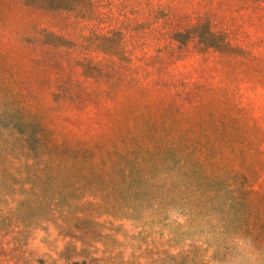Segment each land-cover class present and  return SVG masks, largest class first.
<instances>
[{"label":"rangeland","instance_id":"374dc122","mask_svg":"<svg viewBox=\"0 0 264 264\" xmlns=\"http://www.w3.org/2000/svg\"><path fill=\"white\" fill-rule=\"evenodd\" d=\"M51 4L0 0V264H264V0Z\"/></svg>","mask_w":264,"mask_h":264},{"label":"trees","instance_id":"16d2710c","mask_svg":"<svg viewBox=\"0 0 264 264\" xmlns=\"http://www.w3.org/2000/svg\"><path fill=\"white\" fill-rule=\"evenodd\" d=\"M29 3H38L39 5H46V4H51L55 3L57 4V7L63 8L68 11H74L76 15L84 16V17H91L94 15V11L92 9L93 5V0H26ZM62 4L63 6H61ZM52 5V4H51ZM206 34H212L210 32ZM206 34L204 35H199V43L204 45L205 47H209L212 45V40L207 36ZM224 39L221 36V39L218 40L219 47L224 45Z\"/></svg>","mask_w":264,"mask_h":264}]
</instances>
